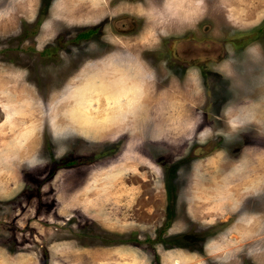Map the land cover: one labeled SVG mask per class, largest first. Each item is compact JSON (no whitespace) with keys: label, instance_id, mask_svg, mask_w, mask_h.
<instances>
[{"label":"rangeland","instance_id":"374dc122","mask_svg":"<svg viewBox=\"0 0 264 264\" xmlns=\"http://www.w3.org/2000/svg\"><path fill=\"white\" fill-rule=\"evenodd\" d=\"M109 1L53 0L38 27V0H0V65L29 82L22 124L0 90V154L20 124L32 151L0 171V264H264V0ZM109 8L140 16L134 37L75 36ZM200 17L214 52L169 47L210 38Z\"/></svg>","mask_w":264,"mask_h":264},{"label":"flooded vegetation","instance_id":"af4514ba","mask_svg":"<svg viewBox=\"0 0 264 264\" xmlns=\"http://www.w3.org/2000/svg\"><path fill=\"white\" fill-rule=\"evenodd\" d=\"M122 1L123 0H114L112 2L109 1L108 5L110 7H118V6H121L120 3ZM166 1L169 3L173 0H152L151 2L157 3V4L162 3L163 7H169V10H164L165 12H167L168 14H171V13L174 14L173 11H171V5L166 4ZM194 1L197 2V0H194ZM194 1H191L190 4H192V2ZM51 2H53V0H38L37 18L35 20L36 22L35 24H38V27H40L45 22V20L48 18V15L50 13ZM110 10L111 8H109L108 12H105L102 15V18L98 22H93L92 20L87 22V20H85L86 22L84 21L83 26H82L84 28L83 29L79 28L75 36H78L79 39H83L86 42L87 40L99 41L106 47L108 46L109 43H113L114 40L118 39L119 36L127 35L130 37H134L135 34L137 33V32L135 33V31H138L140 28V24H141L140 16H137V18H135V16L131 15L129 12H124L126 10L116 11V12L112 10L110 11ZM174 17L176 19L174 21L175 27L180 28L181 21L177 20L178 19L177 16H174ZM207 19H210V17ZM207 19H205V17H200L199 20H196L195 22L196 28L199 27V31L196 30L197 31L196 34L202 35L203 32L205 31V28L207 27L206 30L211 37L208 35L207 36L210 38H204L203 36H200L199 38H195L192 34H189L187 30H184V28L183 30L174 29L172 32L168 34L171 37L169 38L170 43L169 41L167 43L169 44V47L172 45L173 42H175V45H176V42L178 41L182 42V41H187V40H190V41L194 40V42H197L195 46L197 47L196 51H198V47H199V50L202 51V53H204V51L214 52L215 46L218 43L221 44L224 40L223 39L220 40V38L216 37L214 34L209 33V32H212L211 31L212 25L210 26V23H208V25L207 24L205 25V23H207V21L205 20ZM191 31L193 30L191 29ZM94 34H97L96 38ZM60 36L61 35L55 34V37H54L55 44H56V50H55L56 52L59 51L60 45L62 44V41H63V38ZM112 36H115L114 37L115 39L111 38ZM46 47H50V45L48 43L44 44L41 47V50H44ZM176 53H179V50L174 49L173 54H176ZM41 55L43 58L44 52H42ZM41 64H43V61ZM171 69H172L171 73L174 76L180 77L185 74L187 68H171ZM198 69H201V68H196V70Z\"/></svg>","mask_w":264,"mask_h":264},{"label":"crops","instance_id":"0c3cea01","mask_svg":"<svg viewBox=\"0 0 264 264\" xmlns=\"http://www.w3.org/2000/svg\"><path fill=\"white\" fill-rule=\"evenodd\" d=\"M234 2L236 5H235V9H233V14H235V12H237L240 15L244 14L246 16L247 15L246 9H248L249 14H251L254 10V9H252L253 8L252 4H250L247 0H234ZM228 11H230V10H228ZM235 16H234V18H235ZM213 23L211 24V25H213V27H211L212 28L211 31L213 33H215V29H214L215 22H213ZM239 23H241V22H239ZM226 25L229 28H233V27H236L235 26L236 22H234L233 24L228 23ZM261 27L262 26H260V28ZM224 29H225V27H224ZM219 36H220V29H218V37ZM7 68H12V67H10L6 64H4L2 66L0 65V90H5L6 89L5 87L10 85L11 86L10 91L15 92L13 94V96H14L15 101L18 104H15L16 109L14 110V112L10 111L11 113L10 112H8V113H9V116H12L14 118L13 120L15 121L14 122L15 124H16V122H19L22 124V123L27 122V99H28V96H27V93L24 91H26L28 89L27 85L29 84V82L27 81L26 77L23 78L22 74L18 73L19 70L21 71L20 67H18V69H15L17 71H11L12 69L10 70ZM7 82H9V83L6 84ZM36 94H37V92H36ZM23 103H25V104L22 106ZM1 105H2V103H0V107H1ZM1 109L3 110V108H1ZM4 113H5V115L8 114L7 111L6 112L4 111ZM24 117H25V122L21 121V118H24ZM4 120H5V116L2 115V117L0 119V124L4 123ZM21 124L14 126V130L11 133L13 135V137H7V138L12 139V141L9 140L8 145L13 147L12 151H13L14 155L10 157L11 162L9 163V165H10L9 168H6L7 163H5V161L7 162L8 155L7 154L5 155V153L0 154V171L9 169L12 171L20 172V171H22L23 165L27 166V162L31 161L30 157H31L32 151L27 153L28 151H25V150L23 151V149L21 148L23 146L22 143L25 141L22 138L23 134H26L24 132L19 131V127L21 128ZM25 144H26V142H25ZM36 159H37V155H36ZM0 187H2V186H0Z\"/></svg>","mask_w":264,"mask_h":264},{"label":"trees","instance_id":"16d2710c","mask_svg":"<svg viewBox=\"0 0 264 264\" xmlns=\"http://www.w3.org/2000/svg\"><path fill=\"white\" fill-rule=\"evenodd\" d=\"M74 162H76L75 159H73V160H69V161L65 162L64 165H65V164H70V163L72 164V163H74ZM61 165H63V164H56V166H61Z\"/></svg>","mask_w":264,"mask_h":264}]
</instances>
